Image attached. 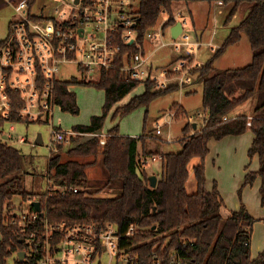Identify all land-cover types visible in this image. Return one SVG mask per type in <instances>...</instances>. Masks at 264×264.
<instances>
[{
    "label": "trees",
    "instance_id": "1",
    "mask_svg": "<svg viewBox=\"0 0 264 264\" xmlns=\"http://www.w3.org/2000/svg\"><path fill=\"white\" fill-rule=\"evenodd\" d=\"M10 1L16 6L23 0ZM139 1L134 31L141 44H145L147 31L156 26L163 12L169 16L163 25L164 31L177 24L173 9L182 0ZM34 2L29 0L30 9ZM224 2L233 3L227 23L245 7L248 9L247 15L232 28L214 57L201 69L192 72L203 81L206 118L201 129L195 130L192 121L184 126L181 152L161 154L163 172L155 188L151 187L150 175L142 170V158L158 155L146 150L145 141L148 137L123 136L118 126L107 133L104 144L99 137H92L70 149L69 160L64 161L60 154L51 157L50 180H54L55 187L51 186L38 199L28 192L24 179L17 176L23 168L21 151L4 138L0 139V264H8V259L14 253L26 251V238L33 229L40 228L39 223L22 226L17 215L4 216V207L17 195H21L24 200L41 202L45 217L52 223H95L99 227L112 224L122 234H126L134 224L138 228L136 233L121 240V247L127 250L132 259L129 264H154L156 261L169 264L170 258L175 255L181 264H264V250L257 258L252 256V235L256 221L249 210L242 205L228 218H224L222 210L225 202L222 195L217 188L213 191L206 188L205 163L210 153V142L251 131L254 140L248 155L251 159H259L260 169L246 173L244 186L252 185L261 177L264 191V0ZM3 6L0 0V9ZM32 18L40 19L35 15ZM124 32L125 29L119 27L116 34V41L123 45L119 68L102 70L97 81L80 82L103 90L106 101L103 114L94 116L90 125L75 126L73 131L76 133L101 134L113 107L142 84H145L144 93L119 107L114 118L147 107L157 98L177 89L173 86L157 91L151 81L128 79L121 70L124 66L123 57L126 55L130 60L137 50L134 45L123 43ZM244 35L249 38L253 50L252 61L243 68L216 71L215 61L229 47L238 44ZM7 45L8 39L1 41L0 49ZM72 83L61 80L55 82V101L63 111L79 114L76 94L70 88ZM14 95L17 97V94ZM252 101L254 108L250 116L237 114L238 110ZM175 109L177 119L188 115L180 105H176ZM250 121L251 126L248 125ZM5 123L0 117V127ZM140 144L143 145V155L139 152ZM92 156L102 158V166L107 172V180L96 191L88 190L87 171L95 164L94 161L79 160ZM195 159L200 160L194 167L197 192L190 194L187 190L189 166ZM57 187L65 188L66 191L62 193ZM72 189H78V192H72ZM103 189H120L122 193L114 198L99 197L98 193ZM34 214L32 207L28 222ZM15 264H29V261H20L18 256Z\"/></svg>",
    "mask_w": 264,
    "mask_h": 264
},
{
    "label": "rangeland",
    "instance_id": "2",
    "mask_svg": "<svg viewBox=\"0 0 264 264\" xmlns=\"http://www.w3.org/2000/svg\"><path fill=\"white\" fill-rule=\"evenodd\" d=\"M4 6L0 9V42L8 39L10 33V23L17 18L15 5L10 0H2ZM139 0H131V4L137 10L139 8ZM61 4V0H35L32 5V14L39 17L49 18L58 17L56 6ZM224 7L211 6H193V17L187 11V16L184 17L187 23L184 25V32L188 34L189 43H200L201 46L197 50V60L206 65L221 48L228 38L232 28L239 25L247 15L248 9L245 7L238 12L236 17L232 18L228 23L227 18L233 8V4H226ZM177 8V4L173 9ZM61 10H67L69 15L77 13L73 9H66L61 6ZM222 11L219 12V11ZM168 16L165 12L162 13L156 26L150 28L147 32H160L163 24L167 21ZM183 18H181L182 20ZM183 19V20H184ZM103 36V33H101ZM183 37L177 40L172 39L171 29L163 32L162 38L158 40L148 39L145 44V54L150 58V63L153 68L169 67L177 64L189 48L181 47L177 50L178 43H183ZM165 44L166 46H162ZM214 47L215 50H212ZM182 57V58H181ZM253 57V50L247 35L236 45L231 46L218 58L214 63L216 71L243 68L247 66ZM198 74H191L189 86L180 88L174 85L175 89L154 100L149 106L142 107L129 115L119 116L114 118L118 107L128 104L135 96L141 95L145 91V84L137 87L133 92L121 100L115 107L114 111L109 114L101 134H107L114 127L118 126L120 133L123 136L140 137L147 136L145 141L146 150L157 153L161 156L162 153H178L182 150V140L184 138L183 128L192 121L197 124L198 129L204 124L206 113L203 107V81L199 79ZM57 77L61 81L73 82L71 91L76 94L79 114L65 112L60 106H56L51 121L38 122H21L19 120L6 121L3 127H0V139L11 135L14 146L21 151L23 155V168L18 173L24 179L28 192L36 195H44L49 188L55 187V182L50 180L49 161L55 155H61L64 161L70 159L68 152L76 147L79 143L84 142L81 136H72L66 143L58 145L56 148L51 147V130L52 126L66 133L73 132V128L78 125H90L94 116L103 114L105 105V94L103 90L92 86L80 84L82 81H97L100 78V73L94 74L84 73L72 64L64 65ZM192 81H194L192 83ZM192 83V84H191ZM192 86H191V85ZM173 88V86H172ZM180 88V89H179ZM158 90L156 85L154 87ZM188 92H190L188 94ZM184 106L188 115L181 118L174 117L176 112L175 106ZM114 108V107H113ZM254 102H250L246 107L238 110L237 114H247L253 112ZM162 123L163 135L157 136L156 125ZM15 131H11V127ZM100 134V135H101ZM251 131L231 139L210 142V153L206 159V188L213 191L217 188L225 201V206L222 210L224 218H228L234 210H238L244 205L255 219L253 227V250L254 257L264 250V191L262 190L263 181L258 177L252 185L244 186L245 170L250 165L251 171H259L260 162L258 158L251 161L248 152L251 146ZM41 136L42 142L35 144ZM71 136H69L70 138ZM25 139V142H20ZM9 143V139H6ZM12 144V143H11ZM139 152L143 155V145L140 144ZM156 156V155H154ZM162 157V156H161ZM150 159V157H147ZM83 162H93L87 173L89 178V191H96L102 187L107 180V172L102 166V158L90 157L87 159H79ZM200 163L199 159H195L189 166L190 179L187 184L188 193L197 192V179L194 174V167ZM150 177H161L163 172V161H151L146 167L142 168ZM142 171H140L141 173ZM120 189H103L98 193L99 197L114 198L120 196ZM31 200H24L21 195L15 196L5 207L4 216L17 215L21 219V224L24 222V216H30L32 212ZM2 235L0 232V241ZM18 254L14 253L9 259L8 264H15ZM117 264L116 257L111 259L109 256H104L102 264ZM123 264H126L125 262Z\"/></svg>",
    "mask_w": 264,
    "mask_h": 264
},
{
    "label": "built area",
    "instance_id": "3",
    "mask_svg": "<svg viewBox=\"0 0 264 264\" xmlns=\"http://www.w3.org/2000/svg\"><path fill=\"white\" fill-rule=\"evenodd\" d=\"M61 6L72 8L77 13L69 15L67 10L60 9ZM15 10L17 18L12 21L8 45L0 49V117L5 121L29 123L46 120L52 123L55 108L59 106L55 101V82L60 80L57 75L61 68L72 64L79 71L88 74L99 72L101 76L102 70L118 67L123 55V45L116 41L119 27L125 29L123 43L134 45L137 50L130 60L126 55L123 57L121 70L128 79L151 81L158 90H167L174 85L182 88L190 83L192 72L204 66L197 60L201 44H191L188 38H183V43L176 45L177 50L190 46L186 58L169 67L153 68L134 31L136 9L131 0H80L78 4L76 0H61V4L56 6L58 17H40L38 20L32 18L29 0L21 1ZM182 22L187 23V20ZM162 30L154 34L147 32L145 40L162 38ZM173 116L176 117V112ZM248 125H252L251 121ZM163 126L157 123V136L163 135ZM11 131H15L13 126ZM77 135L99 137L102 144L107 137V134L66 133L52 126L51 147L56 148ZM7 139L13 140L11 135ZM20 142H25V139ZM160 159L161 156L142 158V166L146 167L150 160ZM57 188L62 193L66 191L65 188ZM72 192H78V189H72ZM28 220L29 216H24L22 226L40 224V228L33 229L26 238L28 249L24 260L29 264H102L106 255L111 259L116 257L117 264L132 261L127 250L121 247V240L136 233L138 228L134 224L126 234H122L112 224L99 227L95 223H52L44 213L41 216L35 212ZM159 263L156 261L154 264ZM169 264H181L179 257L172 256Z\"/></svg>",
    "mask_w": 264,
    "mask_h": 264
},
{
    "label": "crops",
    "instance_id": "4",
    "mask_svg": "<svg viewBox=\"0 0 264 264\" xmlns=\"http://www.w3.org/2000/svg\"><path fill=\"white\" fill-rule=\"evenodd\" d=\"M211 4V6H217V7H224V6H227L226 5V3L224 2V0H182V1H179L178 3H177V8L174 10V17H175V19H176V21H177V23L178 22H182L183 21V19H184V17L185 16H187L188 14H187V12H186V9H187V11H189V13H190V15H192V17H193V10H192V7L193 6H204V4ZM231 4H233V3H231ZM32 9V8H31ZM219 12H221L222 13V11L220 10ZM167 14V13H166ZM180 14H183L182 16H179ZM238 14V13H237ZM167 16H168V14H167ZM236 17V16H235ZM181 18H183L182 20H181ZM168 19H169V16H168ZM168 19H167V21H168ZM166 21V22H167ZM165 22V23H166ZM164 23V24H165ZM163 24V25H164ZM182 24H183V27H184V25L186 24V23H183L182 22ZM174 27V26H173ZM173 27H170L169 29H171V36H172V28ZM162 29H163V26H162ZM163 32H164V30H162ZM180 37H183V38H188L189 36H188V34H186L185 32H184V28H183V33L181 34V36ZM179 37V38H180ZM172 39H174L173 37H172ZM189 39V38H188ZM175 40V39H174ZM177 40V39H176ZM146 42H148V41H146ZM145 42V43H146ZM187 47L190 49V46H188L187 45ZM188 52V51H187ZM186 55V53L182 56V57H184ZM181 57V58H182ZM233 69V68H232ZM194 81H192V83H193ZM191 83V84H192ZM190 84V85H191ZM185 86H189V84H186ZM192 86V85H191ZM71 88V87H70ZM177 90V89H176ZM190 92H188V94H189ZM104 94H105V92H104ZM105 97H106V95H105ZM119 103V102H118ZM117 103V104H118ZM116 104V105H117ZM116 105L114 106V108L112 109L113 111H114V109H115V107H116ZM122 107V106H121ZM182 107H184L183 105H182ZM119 108V107H118ZM111 110V111H112ZM186 110V109H185ZM112 111V112H113ZM111 113V112H110ZM250 116V115H249ZM197 125V124H196ZM197 128H198V126H197ZM252 133V132H251ZM252 135V138H251V142L253 143V140H254V135H253V133L251 134ZM236 137H239V136H233V137H228V138H225L224 140H226V139H231V138H236ZM87 139H89V138H87V137H85L84 138V141L85 140H87ZM223 140V141H224ZM252 143H251V145H252ZM251 147V146H250ZM250 149V148H249ZM256 158V157H255ZM254 159V158H253ZM253 159H251V161L253 160ZM249 171H251L250 170V165H248L247 166V168H246V170H245V175H246V173L247 172H249ZM245 178V177H244ZM223 196V195H222ZM224 199V198H223ZM225 202V201H224ZM239 210V209H238ZM234 211H237V210H234ZM254 237V235H252V250H253V238ZM252 256H253V254H252ZM253 258H256V257H254L253 256Z\"/></svg>",
    "mask_w": 264,
    "mask_h": 264
},
{
    "label": "water",
    "instance_id": "5",
    "mask_svg": "<svg viewBox=\"0 0 264 264\" xmlns=\"http://www.w3.org/2000/svg\"><path fill=\"white\" fill-rule=\"evenodd\" d=\"M80 2V0H76V3L78 4ZM133 27H136V25H134ZM183 33V24L182 22H178L173 28H172V37L176 40L178 39L181 34ZM194 129H197V125L194 124ZM5 140L7 139V136H5L4 138ZM42 142L41 136H39V138L37 139L35 144H39ZM158 183V177L157 176H152L150 177V184L152 188H155L157 186ZM32 207L34 208L35 212L40 213L41 216H43L42 213V205L41 202L39 201H34L32 203ZM20 261H24L25 257H26V253L25 251H22L18 254Z\"/></svg>",
    "mask_w": 264,
    "mask_h": 264
}]
</instances>
